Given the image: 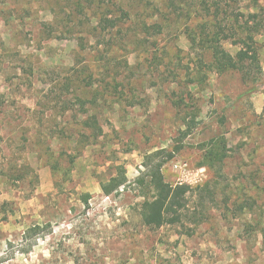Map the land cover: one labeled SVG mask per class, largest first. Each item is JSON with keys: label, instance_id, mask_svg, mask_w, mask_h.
Here are the masks:
<instances>
[{"label": "rangeland", "instance_id": "374dc122", "mask_svg": "<svg viewBox=\"0 0 264 264\" xmlns=\"http://www.w3.org/2000/svg\"><path fill=\"white\" fill-rule=\"evenodd\" d=\"M204 1L0 0V264H264V0ZM216 3L240 16L226 31L258 13L257 82L192 47ZM88 115L101 135L78 143ZM161 149L166 181L195 190L181 223L151 228L144 163Z\"/></svg>", "mask_w": 264, "mask_h": 264}, {"label": "trees", "instance_id": "16d2710c", "mask_svg": "<svg viewBox=\"0 0 264 264\" xmlns=\"http://www.w3.org/2000/svg\"><path fill=\"white\" fill-rule=\"evenodd\" d=\"M203 1V0H202ZM207 10L211 13L208 0L204 1ZM211 20L215 23L213 25L214 30L209 31L207 28L201 29L199 33L189 35L192 42V47L199 44L203 50L210 51L211 54V67L213 70L219 73L227 72L230 70H236L241 74V78L244 82H257V74L262 73V65L259 59V47L258 42L255 39V34L262 32V22L258 19L257 12L248 13V19L244 25H240L237 28L227 27L219 22L220 16L225 14L227 16L234 15L236 20H239L238 14L229 13L227 9L223 8L222 3H216V11L210 14ZM103 21V22H102ZM111 22L107 17L100 19L101 25L105 27ZM250 22L252 24L250 25ZM110 24V25H111ZM208 25H203V27ZM153 26L147 25L145 29L149 32ZM235 38L236 44L239 45V50L234 54H230L229 51L223 46L222 39ZM200 62L205 64L203 56L200 57ZM259 80V77H258ZM83 127L90 130L89 133H84L81 138H78V143H82L85 140L96 141L101 135L102 127L96 115H88L82 121ZM163 149L156 150L146 154L144 166L146 168L145 174L148 178L149 186L151 189V195L146 196L141 205V218L143 223L148 227H162L166 224H177L183 221L186 210L188 209L189 193L194 191L190 184L187 183H170L166 181L162 172L163 160H159L160 154L163 153ZM169 157L172 155L169 154ZM226 156L225 147L221 146L218 150H212L207 153L202 164H207L211 169H217V163H220ZM217 173H220L217 170ZM119 175L110 178L109 185H103L105 192H111V190L118 189L123 183L124 178ZM144 179H142L143 181ZM210 186L209 182L202 185L203 188ZM200 185L196 189H200ZM87 201V197L85 199ZM8 203L3 202L0 208L6 207ZM37 225L33 226L36 228Z\"/></svg>", "mask_w": 264, "mask_h": 264}, {"label": "built area", "instance_id": "2783aa9c", "mask_svg": "<svg viewBox=\"0 0 264 264\" xmlns=\"http://www.w3.org/2000/svg\"><path fill=\"white\" fill-rule=\"evenodd\" d=\"M174 168H179L180 170L184 171V169H186V163L181 164V163H174ZM206 178V173H205V168L204 167H199L198 169H196V177H195V183H202V181ZM179 183H187L191 185V181H180Z\"/></svg>", "mask_w": 264, "mask_h": 264}]
</instances>
